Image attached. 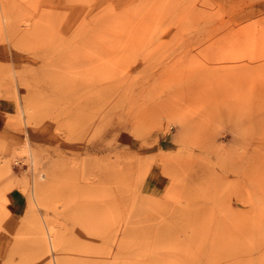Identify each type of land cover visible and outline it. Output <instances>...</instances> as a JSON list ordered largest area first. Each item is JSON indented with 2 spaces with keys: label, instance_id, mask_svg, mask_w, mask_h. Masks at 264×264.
I'll return each instance as SVG.
<instances>
[{
  "label": "rangeland",
  "instance_id": "rangeland-1",
  "mask_svg": "<svg viewBox=\"0 0 264 264\" xmlns=\"http://www.w3.org/2000/svg\"><path fill=\"white\" fill-rule=\"evenodd\" d=\"M55 257L264 264V0H0V264Z\"/></svg>",
  "mask_w": 264,
  "mask_h": 264
},
{
  "label": "bare ground",
  "instance_id": "bare-ground-1",
  "mask_svg": "<svg viewBox=\"0 0 264 264\" xmlns=\"http://www.w3.org/2000/svg\"><path fill=\"white\" fill-rule=\"evenodd\" d=\"M71 1H72V0H71ZM100 1H104V0H100ZM31 2H33V1H31ZM32 5H33V4H31V6H32ZM34 6H35V5H34ZM34 6H33V7H34ZM36 8H37V7H35V10H36ZM61 11H62V10H61ZM66 11H67V10H66ZM70 11H71L72 14H71V15L69 14L68 17H73V15H75L76 12H75V10H72V9H70ZM45 12H46V11H45ZM86 31H87V30H86ZM86 31H85V32H86ZM73 32H74V31H73ZM73 32H71V33H73ZM89 33H91V32H89ZM89 33H88V34H89ZM81 34H82V33H81ZM75 35H76V34H75ZM77 35H78V34H77ZM89 36H90V35H89ZM89 36H88V37H89ZM84 38L86 39V37H84ZM84 38H83V39H84ZM76 45H77V44H76ZM50 240H51V239H50ZM48 241H49V240H48ZM51 241H52V240H51ZM51 243H52V242H51ZM51 246H52V245H51ZM53 247H54V246H53ZM55 259H56V257H55ZM56 261H57V259H56ZM57 263H58V261H57ZM58 264H59V263H58Z\"/></svg>",
  "mask_w": 264,
  "mask_h": 264
}]
</instances>
